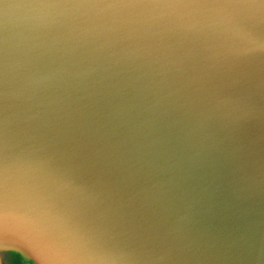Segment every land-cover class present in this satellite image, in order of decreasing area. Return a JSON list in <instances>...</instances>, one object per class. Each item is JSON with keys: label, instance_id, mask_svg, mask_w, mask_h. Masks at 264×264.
Wrapping results in <instances>:
<instances>
[{"label": "clouds", "instance_id": "1", "mask_svg": "<svg viewBox=\"0 0 264 264\" xmlns=\"http://www.w3.org/2000/svg\"><path fill=\"white\" fill-rule=\"evenodd\" d=\"M179 40L201 46L199 66L175 68L171 82H149L154 98L124 109L131 122L129 144L112 153L123 165L122 178L140 207L157 218L142 234L69 239L61 251L33 264H264V154L247 166L239 189L241 224L223 243V253L208 256L192 235L197 202L193 183L198 157L205 151L206 123L218 118L236 123L250 114L264 116V0H21L3 4L0 18V247L11 223L48 222L54 229L56 201L99 197L45 167L13 125L49 115L72 114L73 94L95 89L126 71L129 64L163 60L165 74L189 60L160 53L161 42ZM131 42L132 53L115 45ZM165 48L168 45H163ZM157 53L155 59H147ZM139 79V77H136ZM255 81V94H220L219 82ZM147 87L148 85H143ZM55 93V100L47 99ZM90 94H95L92 92ZM55 103L56 107H52ZM146 105V107H145ZM182 109L171 134L154 125L171 109ZM133 109L138 110L133 114ZM151 110L146 120L140 111ZM28 139H31L30 137ZM194 150V151H193ZM162 214H168L161 219ZM69 236L71 233L63 232Z\"/></svg>", "mask_w": 264, "mask_h": 264}, {"label": "water", "instance_id": "2", "mask_svg": "<svg viewBox=\"0 0 264 264\" xmlns=\"http://www.w3.org/2000/svg\"><path fill=\"white\" fill-rule=\"evenodd\" d=\"M19 2L21 0H0V18L3 4ZM130 44L124 42L115 47L134 55ZM175 52L187 53L189 60L166 74L161 67L162 58L153 64L137 61L114 76L111 84L105 81L97 84L95 89L74 93L75 113H50L20 128L13 125L18 137L26 139L34 154L45 162V167L77 183H86L96 190L104 188L105 191L99 197L90 196L82 202H54L57 229L46 221L11 223L13 230L6 232V238L14 246L0 247V264H33L35 254L46 258L55 255L69 239H90L100 235L122 238L142 234L156 225L157 218L126 194L125 185L129 181L122 178L123 165L113 162L111 154H119L129 144L131 122L126 114H122L123 110L142 99L147 103L153 100L155 89L149 82H171L174 76L181 79L182 74L175 68L191 71V65L199 66L202 62L203 51L199 45L174 39L161 42L160 53L175 58ZM157 55L152 53L147 59L153 60ZM256 63L264 65V52L257 54ZM219 85L224 97L235 93L254 95L256 91L255 81L233 83L224 80ZM92 92L95 94H90ZM47 99L55 100V93H49ZM52 107H56L55 103ZM137 111L133 109V114ZM182 111L173 108L154 125L170 133L174 142L176 135H182L179 131L182 125L176 123ZM150 115V109L140 111L137 120H146ZM204 135L207 136L206 147L197 158L193 180L197 202L191 227L201 252L219 256L223 253L224 241L242 222L243 209L239 206L241 178L257 154H264V116L250 114L236 123L213 118L206 123ZM167 215L162 214L161 219ZM63 232L71 235H62ZM202 264L220 262L209 259Z\"/></svg>", "mask_w": 264, "mask_h": 264}]
</instances>
